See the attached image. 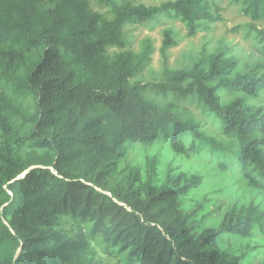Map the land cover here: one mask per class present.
<instances>
[{
  "label": "trees",
  "instance_id": "16d2710c",
  "mask_svg": "<svg viewBox=\"0 0 264 264\" xmlns=\"http://www.w3.org/2000/svg\"><path fill=\"white\" fill-rule=\"evenodd\" d=\"M100 1L111 18L88 0H0V264H102L89 256L95 237L111 255L137 264H238L219 237L264 234L261 205L196 233L203 207L191 212L182 202L201 176L169 168L161 183L160 173L126 171L123 162L129 143H165L179 156L207 153L264 191V64L237 71L235 58L220 51L161 83L132 82L137 56L109 52L125 49L127 26L163 16L185 23L193 37L220 21L222 9L214 0ZM231 3L250 18L264 54L257 27L264 0ZM174 45L167 31L164 49ZM148 87L196 97L228 142L180 119L172 104L146 98ZM68 224L79 231L71 234Z\"/></svg>",
  "mask_w": 264,
  "mask_h": 264
},
{
  "label": "rangeland",
  "instance_id": "374dc122",
  "mask_svg": "<svg viewBox=\"0 0 264 264\" xmlns=\"http://www.w3.org/2000/svg\"><path fill=\"white\" fill-rule=\"evenodd\" d=\"M164 0H139L146 6H159ZM221 7L222 19L216 23H206L197 34L188 37V27L180 21L170 20L160 16L144 26H127L125 29L126 47L124 50L110 48V54L121 51H131L138 59L139 67L132 82L150 86L161 83L168 72L191 68L201 58L227 52L238 62L237 71H243L248 64L263 63L262 46L255 41V34L249 31L251 20L246 16L241 6L231 3V0H214ZM93 11L111 18L112 13L105 2L88 0ZM258 30L264 29V20L258 22ZM171 31L175 45L164 49L165 34ZM145 97L160 106L172 104V111L185 121L196 125L206 135L226 143L222 135L219 121L194 96H180L167 93L159 94L148 87ZM126 160L123 168L136 167L141 174L148 175L155 171L161 176L157 181L164 183L167 170L175 168L176 173L183 171L196 174L203 178L202 185L183 200L184 208L192 211L202 208L195 223V231H201L204 226L218 230L229 213H236L239 208H248L251 204L264 208V191L251 187L244 174L237 172L235 167L221 169L219 161L207 153L179 156L167 148L165 143L141 145L129 143L126 147ZM235 170V171H234ZM239 215L235 214L237 220ZM197 229V230H196ZM67 230L75 234L79 229L67 225ZM86 231V230H85ZM89 256L102 264H137L127 259V254L111 255L109 249L100 237L88 238ZM221 249L235 256L238 264H264V234L254 230L250 239L221 234L219 237Z\"/></svg>",
  "mask_w": 264,
  "mask_h": 264
}]
</instances>
